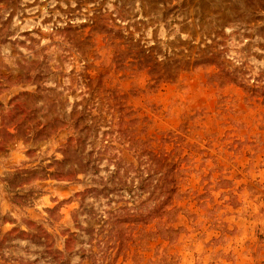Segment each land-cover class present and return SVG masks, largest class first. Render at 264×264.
<instances>
[{"label":"rangeland","instance_id":"374dc122","mask_svg":"<svg viewBox=\"0 0 264 264\" xmlns=\"http://www.w3.org/2000/svg\"><path fill=\"white\" fill-rule=\"evenodd\" d=\"M0 264H264V0H0Z\"/></svg>","mask_w":264,"mask_h":264},{"label":"trees","instance_id":"16d2710c","mask_svg":"<svg viewBox=\"0 0 264 264\" xmlns=\"http://www.w3.org/2000/svg\"><path fill=\"white\" fill-rule=\"evenodd\" d=\"M86 230H87V231L89 230V232L92 233L94 229H90V228H89V229H86ZM68 240H71V239H68ZM66 242H67V241H66ZM91 257H92V255H88V258H89V259H91Z\"/></svg>","mask_w":264,"mask_h":264}]
</instances>
